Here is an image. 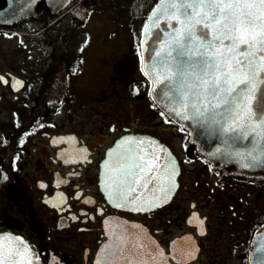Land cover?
Returning <instances> with one entry per match:
<instances>
[{"label": "flooded vegetation", "instance_id": "flooded-vegetation-1", "mask_svg": "<svg viewBox=\"0 0 264 264\" xmlns=\"http://www.w3.org/2000/svg\"><path fill=\"white\" fill-rule=\"evenodd\" d=\"M107 3L0 0V235L20 237L38 264H96L108 242L104 221H119L139 225L168 264H177L172 242L187 238L197 247L187 264H252L250 248L264 228V175L212 161L186 127L165 123L142 71L141 30L129 18L117 47L92 22ZM129 136L161 141L179 162L178 187L160 208L136 212L107 201L101 164Z\"/></svg>", "mask_w": 264, "mask_h": 264}, {"label": "snow or ice", "instance_id": "snow-or-ice-1", "mask_svg": "<svg viewBox=\"0 0 264 264\" xmlns=\"http://www.w3.org/2000/svg\"><path fill=\"white\" fill-rule=\"evenodd\" d=\"M150 27L162 38L156 37L158 46L142 71L151 85L149 96L163 105L160 115L165 123L180 124L183 131L182 122H191L208 137L218 136L226 154L245 161L241 167L264 165V0H159L144 25L145 35ZM250 138V149L234 148ZM125 142L127 148L104 162L102 189L107 201L136 212L160 207L177 187L175 161L166 149L150 151L152 142L124 137L117 147ZM192 218H198L197 213ZM104 223L109 225L108 242L96 264H168L169 256L139 225L129 229L119 221ZM176 243L172 242L171 260H195L197 247L190 238L180 247ZM258 251H264V242ZM33 259L20 237L0 235V264H33ZM258 264H264V257Z\"/></svg>", "mask_w": 264, "mask_h": 264}, {"label": "water", "instance_id": "water-1", "mask_svg": "<svg viewBox=\"0 0 264 264\" xmlns=\"http://www.w3.org/2000/svg\"><path fill=\"white\" fill-rule=\"evenodd\" d=\"M65 6L66 5H64V6L59 8L58 14H60V13H62L64 11ZM145 23H148V18L145 21ZM162 27H164V25H162ZM141 33H142L141 41H143V44L140 41V45H141V53L143 54V58H144L143 65L145 67V65L147 63H150V57L153 54L152 50L155 47L158 46L157 43H156V37L160 36L162 38V33L159 32L158 29H154V28L150 27L149 33L147 35H145L144 34V26H143V29H142ZM152 97L154 99V102H155L156 106L160 107L161 110H164L163 109V105L159 102V99L157 97H155V96H152ZM182 123L187 128V130L189 131L190 137L192 138L193 142L198 146V148L200 149L201 153L202 154L204 153L209 159H211L213 161H216V162H218V163H220L222 165H226V166H228V168H230L231 170H233L235 172L238 171L240 173H244V174L247 173V174H250V175L264 174V165L257 166V167H251V168H243V167H241V164L244 163L245 161L241 160L239 157H237L235 155L226 154L225 150H224V145L222 144V141H221V139L218 136L208 137L206 134H204L203 129H200L198 127H195V126L191 125V122L185 121V122H182ZM129 137H133V138H137V139H140V140H144L146 142H152L151 143V147L149 148L150 151L153 148L157 152H159L161 148L166 149L167 150V155L170 156L171 159L174 160L175 163H176L177 174L175 176V182H176V184L178 186L177 178H178L179 173H180L179 163H178V160H176V157L173 154L172 150L169 149L166 145L162 144L159 140L154 139V138H152L150 136L148 138L147 137H139V136H129ZM122 140H120L118 142H121ZM118 142L111 149V150H114L113 151V156L109 157L108 154H107L106 158L102 162V164H101V166H102V174L105 173V171H106V169L104 167V162L106 160H114L116 155H118L125 148L128 147V144L125 142V143L120 144V146L118 148L117 147ZM145 146L148 147L147 143H146ZM218 147L220 148V151L216 152ZM251 147H252L251 138L249 140H246V141H240V142H238L237 144L234 145V148H237V149H239L241 151H246V150L250 149ZM229 151H231V150H229ZM213 152H216L215 156L209 155V153H213ZM163 155L164 154L161 153V162H163ZM175 190L171 193V196L168 199V201L173 197V195L175 193ZM137 194H139V193H137ZM146 195H151V192L149 191L148 193H146ZM164 204L165 203H163L162 205H164ZM162 205L160 207H162ZM262 242H264V228H262L260 230L259 235L254 239V243H253V245H252V247L250 249V263L258 264V261L262 257H264V251H258V249L261 247V243ZM31 252H32V250H31ZM33 264H38L37 257L35 256V254H34Z\"/></svg>", "mask_w": 264, "mask_h": 264}, {"label": "rangeland", "instance_id": "rangeland-1", "mask_svg": "<svg viewBox=\"0 0 264 264\" xmlns=\"http://www.w3.org/2000/svg\"><path fill=\"white\" fill-rule=\"evenodd\" d=\"M112 0H108V3H111ZM135 0H121L122 4H126L127 2H134ZM106 4V8L105 10L102 11H96L94 13H92V22L96 24V27H98V25H102L104 27H102L101 30V34L102 36L107 34V43H109L111 40L113 41V45L115 44V46H121V42L123 41L124 37H125V24L129 25L128 21L130 20L129 18L131 17V14L133 13V8L134 6H130L128 5L127 7L121 6L119 8L116 9H111L112 4ZM132 12V13H131ZM74 15L78 16V18L80 19L82 17V13L83 10L77 8L76 10H74ZM132 24V22L130 23V25ZM136 24V23H135ZM137 30H139L138 28V24H136ZM135 29V28H134ZM112 32H116L117 33V38L114 37L113 34H110ZM137 35V34H136ZM116 36V35H115ZM117 39V40H114ZM138 45V40H136L135 42ZM134 43V44H135ZM110 51H113L115 53V51L119 50L113 47H109ZM110 51H108L105 55V60L107 61L106 66H107V71L109 72L110 70V62H113L115 60L114 56L111 55ZM120 51V50H119ZM118 52V51H117ZM109 62V63H108Z\"/></svg>", "mask_w": 264, "mask_h": 264}, {"label": "trees", "instance_id": "trees-1", "mask_svg": "<svg viewBox=\"0 0 264 264\" xmlns=\"http://www.w3.org/2000/svg\"><path fill=\"white\" fill-rule=\"evenodd\" d=\"M159 0H135L136 5L133 8V13L131 14V22L138 24V28L144 25V21L151 12L154 5L157 4Z\"/></svg>", "mask_w": 264, "mask_h": 264}]
</instances>
